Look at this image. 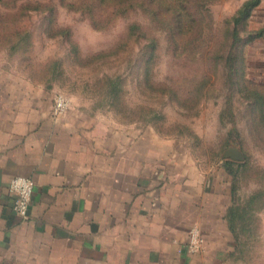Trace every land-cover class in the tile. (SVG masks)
I'll use <instances>...</instances> for the list:
<instances>
[{
    "label": "rangeland",
    "instance_id": "obj_1",
    "mask_svg": "<svg viewBox=\"0 0 264 264\" xmlns=\"http://www.w3.org/2000/svg\"><path fill=\"white\" fill-rule=\"evenodd\" d=\"M80 1L52 0L56 9L49 11L39 6L48 0H28L25 13L16 14L17 21L8 16L0 22V33L22 30L25 35L14 43L0 40L5 84L41 87L52 105L56 94H64L70 101L67 112L76 107L107 125L152 129L164 138L167 150L177 151L182 170L191 166L189 171L206 188L207 202L222 212L228 251L222 253L221 264H264L263 134L251 128L242 90L234 91L232 114L228 112L224 86V75L232 74L248 79L251 88L264 90V0L256 6L255 0H129L132 5L116 16L111 14L112 0H96L93 12L108 20L99 29L78 9ZM245 6L248 14L242 17ZM178 8L190 12L192 42L187 62L186 53L176 56L172 68L168 32L181 13ZM10 13L15 12L0 8V18ZM133 23L139 29H130ZM232 29L237 41L232 62L227 63ZM150 35L158 38L162 52L153 63L152 83L146 79L144 52ZM186 71L192 87L204 75L214 81L208 97L192 113L158 93V83L170 74L176 73L179 83L187 82ZM179 92L182 97V88ZM193 230L199 244L191 249ZM205 246L199 227L190 229L186 251L199 254Z\"/></svg>",
    "mask_w": 264,
    "mask_h": 264
},
{
    "label": "crops",
    "instance_id": "obj_2",
    "mask_svg": "<svg viewBox=\"0 0 264 264\" xmlns=\"http://www.w3.org/2000/svg\"><path fill=\"white\" fill-rule=\"evenodd\" d=\"M1 74L0 264H221L223 214L163 137L76 107L53 117L43 88ZM18 176L34 182L24 219L13 211ZM195 226L199 254L184 248Z\"/></svg>",
    "mask_w": 264,
    "mask_h": 264
},
{
    "label": "trees",
    "instance_id": "obj_3",
    "mask_svg": "<svg viewBox=\"0 0 264 264\" xmlns=\"http://www.w3.org/2000/svg\"><path fill=\"white\" fill-rule=\"evenodd\" d=\"M96 0H86V1H80L78 2V9L80 11L86 12L89 17H90V22L92 23V26L95 28H102L104 27L103 23H107L106 19L102 18L100 16L101 13L98 12V14H95L93 12V5L95 4ZM100 2L104 0H98ZM105 1H110V0H105ZM113 1V10H112V15H121L123 12H125L129 6L132 5L133 2H129V0H112ZM63 3V0L62 2ZM259 0H255L252 2L254 6L258 5ZM39 6L44 7L46 10L48 9L49 11H53L56 9V3L52 2V0H48V2L45 4L40 3ZM28 7V0H0V8L5 9V10H12L15 13L11 15L8 14H3L2 18H0V22H6L8 16H10V19L12 21H17L16 20V14L22 15L25 13V10ZM179 10V8L177 9ZM179 11H181L180 14L175 15L176 22L173 24L168 32L169 38H170V51H171V67L175 66V58L176 56H186L183 58L184 61L187 58H189V54L191 52V33H192V18L190 15V12L187 11L185 8H181ZM242 17H247L248 14V9L245 6L242 10ZM186 18V21L180 22L178 21V18ZM114 17L109 18V21L112 20ZM52 20H50L51 23ZM139 29L137 24H131L130 29L133 27H136ZM67 33H70L68 29L65 30ZM129 31V29H128ZM24 31L22 30H15L13 32H2L0 33V40L3 42L6 41H13L18 42L19 40L25 38V35L23 33ZM132 34L133 30H130ZM183 35L181 36V34ZM231 39L229 40L230 44L227 47V54L225 61L232 62L233 59V52L235 45L237 41L236 37V31L232 29L231 31ZM15 39V41L13 40ZM17 40V41H16ZM180 49V51H179ZM144 52L148 56V61L145 66V74H146V79L150 83H152L151 80V72H152V67L153 63L156 59L159 58L161 55V46L159 45L158 38L155 35H150L146 38L144 42ZM243 55V54H242ZM244 59V57H243ZM189 75V72L186 71V74L184 76V79L187 80V82L184 81V83H179V77L176 75V73L170 74L163 81L158 83L160 85V89L158 90L159 94L163 97H165L166 100L172 101L173 103H180L181 107L184 109L185 113H192V111L195 109V107L198 106V104L202 101V99H206L211 91V88L214 84L213 79L209 75H204L202 78H200L199 82L195 84L194 87L190 85V78L188 79L187 76ZM225 76V82L224 86H227L228 89V94H227V104L226 108L228 112L232 114V104H231V97L234 95V91L236 89H239L244 92V98L248 102V108H249V116L251 119V128L257 132L260 133L262 136L260 138V141L264 142V90L262 88H251L250 87V81L244 77H235L232 74H227ZM238 81V82H237ZM179 88H182V97L179 92ZM115 90V88H113ZM229 113V114H230ZM153 123V122H152ZM172 131V130H170Z\"/></svg>",
    "mask_w": 264,
    "mask_h": 264
},
{
    "label": "built area",
    "instance_id": "obj_4",
    "mask_svg": "<svg viewBox=\"0 0 264 264\" xmlns=\"http://www.w3.org/2000/svg\"><path fill=\"white\" fill-rule=\"evenodd\" d=\"M70 108V101L64 94H56L53 97L52 115L59 117L64 115ZM34 182L29 177H15L10 184V189L14 192L13 211L20 218L27 217V210L30 204ZM201 241V240H200ZM191 249L197 248L199 242L197 240V232L192 231L190 236Z\"/></svg>",
    "mask_w": 264,
    "mask_h": 264
}]
</instances>
